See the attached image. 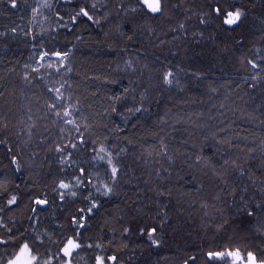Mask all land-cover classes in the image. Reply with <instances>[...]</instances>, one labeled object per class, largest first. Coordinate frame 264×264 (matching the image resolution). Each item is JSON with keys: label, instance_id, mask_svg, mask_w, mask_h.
<instances>
[{"label": "trees", "instance_id": "obj_1", "mask_svg": "<svg viewBox=\"0 0 264 264\" xmlns=\"http://www.w3.org/2000/svg\"><path fill=\"white\" fill-rule=\"evenodd\" d=\"M37 1L17 0L13 9L11 0H0V181H7L9 192L22 193L18 207L0 212V240L9 239L8 229L17 236V229H27L30 241L39 236L41 264L50 258L62 264L60 241L77 232L82 247L63 258L72 264H95V255L104 253L116 257L112 264H184L192 255L203 264L209 247L260 244V225L237 214L236 205L241 196L249 206L264 200V0H234L244 15L227 32L200 23L209 0H165V15L157 17L127 10L135 0H50L34 12ZM81 6L99 24L86 18L73 24ZM57 50H70L67 68L57 71L51 55L37 64L41 52ZM169 70L172 83L165 85ZM56 88L63 105L50 111ZM69 104L75 124L64 123ZM136 107L142 111H126ZM71 143L78 145L75 163L62 165L56 146L71 150ZM107 153L119 175L113 193L102 196L96 187L112 185ZM98 154L104 160H94ZM77 164L87 170L83 185L62 201L53 189L61 179L76 185L69 173L79 176ZM232 189L235 197L227 194ZM29 190L33 199L47 194L43 211L32 212L24 195ZM89 193L98 204L92 213ZM145 223L157 226V245L140 234ZM4 249L0 244V254Z\"/></svg>", "mask_w": 264, "mask_h": 264}, {"label": "snow or ice", "instance_id": "obj_2", "mask_svg": "<svg viewBox=\"0 0 264 264\" xmlns=\"http://www.w3.org/2000/svg\"><path fill=\"white\" fill-rule=\"evenodd\" d=\"M11 8L15 9L18 7L17 0H11L10 4ZM48 6V5H46ZM208 12L204 13L202 15V18L200 19L201 24H206L209 22L215 23L217 27L222 29L223 31H234L235 28H238L240 24L242 23V17L244 13L241 11V8L236 5L234 0H209V3L207 4ZM92 9L97 8V4L93 3L91 5ZM121 9H125V6L122 4ZM131 12L141 14L144 17H157V16H163L165 15L166 11V5L165 0H135V5L132 6L130 9ZM35 12V9H33ZM78 18H86L88 21H92L93 23L99 24V19H94V16L89 13L87 10V6H81L79 7V11L76 12L74 16H72L71 22L73 24L77 23ZM62 19V18H61ZM179 27L181 29L184 28V24H180ZM13 32L16 31L15 28L12 29ZM122 35H124L123 32H121ZM79 39V37H77ZM128 39L131 40L132 37L128 36ZM70 51V50H69ZM69 51H52L49 53L48 51H44L40 53L39 61H37V64L42 66V61H44L46 58L49 57V55L54 56L57 58V64L58 68L57 71H60L64 68H67V65L65 64V61L68 59ZM249 64L252 65L253 69H256L259 67L255 62L252 60L248 61ZM53 65L49 64L48 67L51 68ZM128 66L131 67V62H128ZM25 67H28V65H25ZM68 71H71L70 68H68ZM33 72H38V68H33ZM173 73L169 70L164 73L163 75V83L165 85H171ZM27 80V75L24 77ZM253 80L256 79V77H252ZM63 85H61V88ZM61 88H56V99L55 102L50 103L48 105V108L50 111H54L57 108V104L63 105L62 100V93ZM49 92H52L53 90L51 88L48 89ZM125 92L128 91L127 88L124 89ZM143 94L141 95V99L143 100ZM110 99H113L114 101H118L121 99L120 96H112ZM71 104H69L68 107L64 108L63 111V118L65 124H75L76 122L73 119H70L73 115L72 111H69V108H71ZM112 112H117V108L115 106L111 109ZM126 111L130 114L139 113L142 111V107H136V108H127ZM56 116L60 117V112L56 111ZM31 120V117H29ZM127 122V118H125ZM88 125L85 124V130H87ZM63 131V129H61ZM76 132L79 136V144L85 145V139H84V133L81 132L80 127L76 125ZM31 135V133H29ZM0 143H3V141H0ZM78 145L76 143H71V150H69L68 145H57L56 146V153L61 156L60 163L62 165L65 164H71L75 163L73 160V153L77 149ZM11 149H9V152L11 153ZM93 151H96L93 149ZM106 150L101 147L99 149V152H105ZM123 151V149H121ZM67 152V157H64V153ZM108 159H107V166L108 169H110L111 173V180L112 185L105 183L102 185L103 191H101V187L97 186L96 191L100 193L102 196H109L114 191V184L116 180L118 179L119 175V168L113 163V157L111 153H107ZM94 160H104V156H100L99 154L96 157H93ZM199 159V157H198ZM10 163L12 165H15V171L17 173L21 172V164L18 161V158L16 155H11ZM228 161L225 160V164H227ZM79 167V176H75L72 173H69L70 175H73V178L76 180V185H72L70 182H65V180L61 179L58 183V187L54 188L53 191H59L60 199L63 201L66 194H70L71 196H76L77 192L73 190L74 187L83 185L84 176L87 173V170L80 164L76 165ZM62 172L66 171L65 168L60 169ZM107 171V170H106ZM98 174V173H97ZM243 173H241L242 175ZM90 182V181H89ZM16 189H20V184L15 185ZM228 195H231L235 197L236 192L235 189H232L230 192L227 193ZM31 204L34 205L32 207V212L36 213L38 209L40 211H43V207L49 203L48 199L45 197L40 198L36 197L33 199L32 197L35 195L34 193L29 190L28 193H25ZM22 199V193L20 191H12L9 192L7 188V181H0V200H6V205L0 206V212L5 211L6 209L11 211V209L15 206L18 207L20 205V201ZM86 200L91 199V206L87 208L88 213H92L94 209H97L98 204L94 198H92V194L89 193L88 196L85 197ZM215 199L219 200V195L215 197ZM80 212H84V209H80ZM236 212L237 214H243L249 219H255L257 221V224L260 225L256 228L257 236L260 238L261 243L256 245L255 248H250L247 244L240 245L236 244L233 246V244H228L226 247H209L206 251L203 252V264H264V200L256 203L254 206H249L247 200L243 196L240 198V202L236 205ZM31 219V217H30ZM84 217L80 216L79 220H83ZM79 221L77 217H73L72 223L73 225L77 224ZM227 220H224V224H227ZM3 224L0 223V227H2ZM161 227H163V222H161ZM223 225H218V230ZM80 227L83 228L84 225L80 224ZM19 232V236L14 234L12 232V229H8L9 239L7 240H0V244L5 245L4 254H0V264H3L4 255H7L8 248L11 247L12 251L10 255H7V264H41L40 259L38 258L37 249L43 244V241L40 240L39 236H33L31 241L29 239V236L27 235V229H24L21 231L20 229H17ZM140 234L144 235L147 234L148 240L151 241L153 245H157L159 241L156 239V235L158 232L157 226L153 224H147L145 223L144 226L140 227L139 229ZM123 232L125 234H128L130 232V229L125 227L123 229ZM81 234L79 232L76 233V237L69 236L66 238V240L60 241L62 243V247L59 248V251L63 253V256L60 257V260L62 261V264H72L71 260L64 261V257H71L77 249H80L83 244V240L80 239ZM51 239V237H49ZM89 248H92L93 245L89 244ZM95 248L100 249L101 253H103V245L102 244H96ZM116 260L115 256H108L106 253L104 254H97L95 255V264H109V262H114ZM43 264H52V258L45 260ZM184 264H197V257L195 255H192L188 257V259L184 260Z\"/></svg>", "mask_w": 264, "mask_h": 264}, {"label": "rangeland", "instance_id": "obj_3", "mask_svg": "<svg viewBox=\"0 0 264 264\" xmlns=\"http://www.w3.org/2000/svg\"><path fill=\"white\" fill-rule=\"evenodd\" d=\"M50 4V0H38L35 4V12H38L39 10H42L43 7Z\"/></svg>", "mask_w": 264, "mask_h": 264}, {"label": "water", "instance_id": "obj_4", "mask_svg": "<svg viewBox=\"0 0 264 264\" xmlns=\"http://www.w3.org/2000/svg\"><path fill=\"white\" fill-rule=\"evenodd\" d=\"M64 1H67V0H64ZM41 207H43V209H44L46 207V205L45 206H41ZM110 263L112 264L113 262L110 261Z\"/></svg>", "mask_w": 264, "mask_h": 264}]
</instances>
